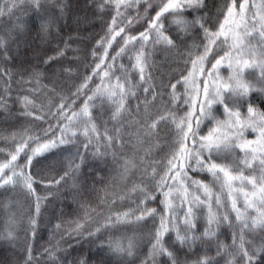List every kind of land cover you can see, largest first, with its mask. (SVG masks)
I'll return each mask as SVG.
<instances>
[{
  "label": "trees",
  "instance_id": "obj_1",
  "mask_svg": "<svg viewBox=\"0 0 264 264\" xmlns=\"http://www.w3.org/2000/svg\"><path fill=\"white\" fill-rule=\"evenodd\" d=\"M11 2L12 0H0V6H4L5 12L0 16V36L6 40V47L0 49V149H2L0 164L7 163L11 155L15 154L16 148L29 140V137L40 139L38 143H29L27 154L21 153L15 162L17 167L6 169L4 176L11 175L12 171H20L19 166L27 165L28 155H31L32 149L38 147V144L58 138L60 125L67 123L66 116L79 112L85 100L96 93L97 86H101L103 90L104 86L111 87L119 82L126 87L130 86L129 91L134 95L126 97L125 109L118 122L112 119L115 105L107 95L95 98L93 101L95 106L90 108V112L100 137L97 139L95 134L90 138L78 136L75 143L86 161L84 159L78 172L67 176L59 185H56L55 181L68 171L54 159L60 148L36 156L31 166L25 168L36 181L33 184L36 195L42 198L34 235L29 228V217L36 215L35 197L26 194L20 187L13 188L9 185L0 188V234L5 237L0 239V264H25L29 245L32 249V264H144L146 259L148 264H172L167 256H157L155 260L149 257L151 248L149 233H155L161 223L160 216L165 214L163 192L169 189L164 188L162 192L158 190L157 184L165 175L167 157L179 146L173 145L175 129L170 121L162 122L151 135L147 134L142 126L150 124L157 116L167 112H175L178 119L184 117L190 110L198 113L199 105L194 104V101L203 99L201 73L199 69L195 70V84L191 83L190 78V83L185 85L182 78L193 71L192 60L203 53V45L206 43L203 31L197 27L185 33L172 23L175 18L173 15L165 14L162 19L164 34L172 38L175 46L141 42L148 54V67L144 72L146 79L142 81L139 70L133 68L141 44H137L135 50H131L129 45V50L124 54L117 56L115 60L112 57L116 56L123 46L125 38L139 36L148 29L150 21L167 0L146 2L141 0L139 4L122 6L119 9V16L115 0L106 4L103 11L100 10L102 0H45L41 15L46 20L49 18L52 20L47 35L40 33L39 17L32 5L21 4L20 0H16L18 7L9 14L7 8ZM241 2L244 0H236L234 11H239ZM230 3L231 0H205V7L201 11L186 10L183 16L187 20L205 16V26L215 32L224 21ZM246 5L249 30H252V18L255 16L258 19L264 15V10L261 9L264 0H246ZM114 16H117L114 29L118 31L124 28L125 31L116 37L110 47L107 45V39L104 46H99L97 42L102 37H111L112 33L108 28L112 25ZM16 25H23V28ZM256 29L257 34L251 40L252 45H256L259 40V23L256 24ZM148 35L151 39L155 34L150 32ZM220 40L222 41L223 37ZM105 47L108 48L107 55ZM61 51L63 55H60ZM228 51L227 46L217 48L214 54H210L204 67L210 69L211 65ZM93 52L96 53L95 56ZM231 55L235 57L236 53L233 51ZM49 57L53 59L49 60ZM101 58L105 63L94 75L93 69L100 63ZM251 59L245 55L242 61ZM228 64L229 60L225 59L218 75L221 82L234 83L229 81L232 69ZM106 72L109 73L108 77H104ZM260 74V68L257 67L246 69L242 77L252 89L248 95L239 98L234 108L240 112L242 122L249 120L250 106L255 113H264V82L260 81ZM89 76L92 79L87 80V86L78 96L74 95ZM203 76L208 78L209 82L212 81L211 77H207V72L203 73ZM173 84H176L175 93L180 97L175 102L172 99ZM197 87L200 88L199 96L195 91ZM145 88L150 90L145 92ZM116 91L118 92V89ZM65 98L66 103L72 107L65 116H60L57 114V108L65 102ZM116 99L118 101L119 96ZM186 99L188 103H185ZM148 113L151 116L146 119ZM215 115L221 121L228 119L222 105L216 106ZM50 128L52 132L45 136V132ZM83 128L84 124L81 123L79 129L73 127L70 131L82 132ZM106 129L107 135L122 140L123 144L114 143L112 147H108ZM115 129H120L119 135ZM214 129H217V135L221 133L232 135L235 132V129L231 131L228 128L218 129L214 121H204L198 130V137L209 136ZM89 139L91 144L85 151L83 146ZM259 139V129L253 131L249 127L244 129L243 137L235 140V143L256 142ZM188 143L191 145V141ZM252 146L255 147V143ZM97 147L100 152L106 154L93 155ZM244 159L251 160V156L245 157V154L236 148L233 153L227 154L226 158L223 155L214 156L209 163L224 165L235 162L236 170L232 175L256 178L258 182L255 187L247 181L242 184L237 180L229 188L222 174L220 179L216 180L207 171L196 168L194 161L193 168L187 170L189 177L187 183L191 185L187 189L190 193L188 201L198 196L203 202L197 212L199 216L196 222L197 234L203 233L207 227L210 211L221 217L230 215L234 226L223 224L218 236L212 241L183 247L174 242L175 231L167 233L166 246L175 253L179 264H196L204 257H212L214 264H227L233 258L222 251L218 254L217 247L218 244L232 245L234 236L239 244L240 228L235 226L237 211L233 210V201L236 202V209L244 214L249 222L256 218L253 216V210L258 216L264 212V206L255 208L254 203L255 194L261 195L260 188L264 187V180L259 179L264 170L258 162L254 170L247 168L241 163ZM127 160H132L134 166H130L129 171L125 173L123 169ZM161 160L163 163L158 164L157 162ZM79 161L80 158L77 163ZM153 167L157 169L154 178ZM192 181L207 185V192L204 188L197 190ZM134 186L144 187L149 195L155 196L146 202V207L155 209L156 215L139 225L102 227L108 217L115 221L116 215L124 212L134 211L135 215L140 214L139 209L145 207L140 205L145 193L132 192ZM172 190L177 191L176 188ZM179 191L183 195V189ZM217 197L221 200L219 207L216 204ZM7 198L13 203L15 209L13 216L10 213L3 215ZM171 203L176 208L175 214L182 220L189 206L188 202L182 204L178 198L171 200ZM11 219L15 221L14 224H10ZM77 222L84 224L83 230L79 234L72 232L69 235V228H75ZM5 224L7 226L3 227ZM57 224H60L61 228L57 229ZM97 228L100 231H96ZM9 230L14 232V240L7 238ZM89 233L95 234L89 236ZM129 237L135 238V255L115 256L110 250L109 243L121 240L126 245ZM244 238L252 245L259 246L264 242V230L247 232ZM239 264H243V261H239ZM260 264H264V259Z\"/></svg>",
  "mask_w": 264,
  "mask_h": 264
},
{
  "label": "snow or ice",
  "instance_id": "obj_2",
  "mask_svg": "<svg viewBox=\"0 0 264 264\" xmlns=\"http://www.w3.org/2000/svg\"><path fill=\"white\" fill-rule=\"evenodd\" d=\"M45 0H20V3H28L33 6L36 15L39 17V31L43 35H47L52 26V20L44 19L41 15V8ZM141 0H115V7L117 8V16L120 15L119 9L123 7H129L132 3L139 4ZM146 2V0H145ZM113 3V0H102L100 4V10L106 4ZM151 6V5H150ZM246 0L239 3V11H234L236 8V0H231L227 8V13L225 14L224 21L221 22L219 29L215 32L209 30L205 26L206 18L205 16H196L192 20H187L183 16V12L186 10L201 11L205 7V0H167L163 3V6L159 11L156 12L155 16L149 23L148 29L145 32L139 34V36H128L124 39V44L120 50L113 56L112 59L115 60L117 56L124 54L129 50V45H131V50H135L137 44H144L151 42L153 45L164 44L168 47H174V42L172 38L165 35V27L162 23V19L165 14L173 15L175 18L172 23L175 24L181 31L188 33L190 30L196 29L197 27L203 31L204 39L206 43L203 45V53L192 60L193 71L189 72L188 76L183 77V82L185 85L190 83L195 84L196 76L195 70L199 69L201 73V79H203V99H197L194 104L199 105V111L194 112L190 110L185 114L184 117L177 118L175 112H167L163 115H159L156 119L152 120L150 124L143 125V129L149 135L155 132L158 126L165 121H170L171 125L175 129V139L173 140V145H178V148L167 157V164L165 165L166 172L161 178V181L157 184L158 190L163 192L164 188H168L169 191L163 192L165 200L162 201L165 205V214L160 216V225L156 229L155 233H149V239L151 242V248L149 257L155 260L157 256H167L172 264H179V260L176 258L175 253L166 246L165 237L166 234L175 231V243L183 246L196 245L198 242L212 241L219 234V229L223 224H228L230 227L234 226L230 215H224L223 217L209 212L207 218V227L204 229L203 233L197 234V221L199 216L197 212L203 202L200 197H193L192 200L188 201L187 189L191 187L188 184L189 177L187 176V170L193 168V161L195 167L199 168L201 171H207L210 173L214 179L219 180L221 174L225 179V183L231 188V185L239 180L242 184L247 181V183L252 184L253 187L256 186L258 182L256 178H246L243 175L234 176L232 172L236 170L234 167L235 162L231 164H217L215 162L209 163L213 160V157H220L223 155L225 158L227 154L233 153L236 148H239L245 157L251 156V160L244 159L241 161L247 168L255 169L257 162L262 170H264V113H255L254 109L250 106L248 109L249 120L247 122H242L240 119V112L234 110L239 102V98L248 95L251 91V87L247 85L242 77L246 69L260 68V81L264 82V15L253 17L251 21L252 30H249V21L246 16ZM18 4L16 0H12L11 4L8 6L7 11L10 14ZM261 9L264 10V5H261ZM63 9L61 8V11ZM147 11V10H146ZM4 6H0V16L4 15ZM117 16L113 17L112 25H109L108 31L112 33L110 38L102 37L100 41L97 42L99 46H104L105 39H107V45L110 47L112 42L117 36L125 31L124 28H120L116 31L113 25L116 24ZM131 22V21H129ZM259 23L258 36L259 40L256 45L251 44V40L257 34L256 24ZM18 28H23V25H16ZM154 33L155 35L150 39L148 33ZM223 37L221 41L220 38ZM231 41V43H229ZM144 44H141V50H139L135 56L136 64L133 68H136L141 73V80H145L144 72L146 67H148V54L144 48ZM227 46L229 48L228 52H225L224 56H221L211 65L210 69L204 67L205 62L209 59L210 54H214L217 48L221 46ZM6 47V40L3 36H0V49ZM197 50L199 47L197 46ZM105 55L108 54V48L104 49ZM235 52L236 56L233 57L231 52ZM60 55H63L61 51ZM96 53L93 52V56ZM251 57V61L243 60V56ZM191 57V54H190ZM53 59L49 57V60ZM131 59V58H130ZM228 59V67L232 69V75L229 77V81H234V83L221 82V78L218 73L221 68L222 62ZM242 61V62H241ZM49 61H45L48 63ZM105 63L104 59L101 58L100 63L96 64L93 69V74H97V70L101 68V65ZM111 69V66H109ZM66 71H70L67 70ZM207 72V77H211L212 81L203 76V73ZM109 73H105L104 77H108ZM92 77L86 78L85 84L81 85L74 95H79L87 86V80H91ZM179 83V81L177 82ZM130 86L126 87L125 84L117 82V84L111 87L104 86L101 90V86H97L96 93L93 96H89L84 103V106L79 110V112H73L71 116H66L67 123L60 125V136L54 138L45 143L38 144V147L32 149L31 155H28L27 165L19 166L20 171H12L11 175L4 176L3 173L6 169H15L17 165L15 162L21 153L27 154V147L29 143H38L40 137H29V140L25 141L24 144L16 148L15 154L11 155L10 160L7 163L0 164V188L11 185L13 188L20 187L29 196L35 197V210L36 215L29 217V228L32 234H35L37 227V216L40 214L42 198L36 195L33 184L36 181L31 176L30 172H26L25 168L31 166L33 159L36 156H41L46 152L53 149H59L63 145L75 144L79 135H83L86 138H90L93 134L99 139L100 134L97 130L95 123H93L94 117L90 112V108L94 107L93 101L97 96L107 95L108 99L115 105V112L112 115V119L119 121L125 109V99L130 93ZM118 89V92L116 91ZM176 84L172 85V99H180L175 93ZM150 89L145 88V92ZM188 89H186L187 91ZM197 96L200 94V88L195 89ZM119 96L117 101L116 97ZM65 102L60 104L57 108V114L60 116H65L66 113L71 109L72 105ZM27 102V101H26ZM75 103V101H73ZM185 103H188L187 99ZM217 105H222L225 115L228 117L226 121H221L216 118L215 109ZM151 114L148 113L146 116L150 118ZM257 117L259 121L257 122ZM42 118V117H38ZM194 120V124H193ZM204 121L215 122L220 128H228L230 131L235 129L234 134L229 135L227 133H221L217 135V129L212 130L209 136H199L198 130L200 125ZM84 124L82 132L70 131L71 128L76 127L79 129V124ZM252 128L253 131L259 129L260 139L256 142L245 141L244 143L237 144L235 140H239L243 137L245 128ZM117 135L120 133V129H115ZM52 132L50 128L45 132V136ZM105 138L108 143V147H112L114 143L123 144L122 140L115 139L113 136L107 135V129L105 130ZM191 141V145H189ZM255 143V147L252 145ZM91 144V139L89 142L84 144L85 151L89 148ZM2 151V149H0ZM207 153V156H205ZM106 153H102L97 147V150L93 153L95 156H102ZM80 157L79 163L76 161V157ZM84 154L80 152L79 147L77 151L70 155L68 161V171L60 177L59 180L55 181L56 185H59L62 180L72 173L78 172L81 165L84 163ZM162 164L163 160L157 162ZM134 166L132 160L125 161L123 171L127 173L129 167ZM157 169L153 167V178L156 174ZM260 180H264V173H262ZM192 184L197 186V190L201 187L207 192V185H202L200 182L192 181ZM173 188L177 191L173 192ZM180 189H183V195H181ZM140 191L145 193L144 199L140 201V205H145V207L140 208V214L135 215L134 211L124 212L118 214L115 217V221L111 217H108L106 223L102 225L104 228H108L116 225H139L141 222L145 221L147 218L154 217L156 215L155 209H149L146 207V202L149 199H154V195H149L146 188L140 186H134L132 192ZM261 192V204L264 205V187L260 188ZM49 195H55V193H49ZM247 195V193H245ZM181 199L183 204L185 201L188 202L187 211L184 217L181 218L177 216L176 208L172 205L171 200ZM216 204L219 207L221 200L219 197L216 198ZM139 207V206H138ZM210 207V206H209ZM233 210L237 211L236 215V225L240 228L239 244H237V239L234 236L233 243L230 246L218 244V254L219 252H224L232 256L233 258L227 262V264H239V261H243V264H260L261 260L264 259V242L259 246H254L250 241L245 240L244 236L247 232H254L257 229L264 230V212H261L256 218L249 219L240 213L236 209V202L233 201ZM134 217V218H133ZM14 220H10V224H14ZM179 225V226H178ZM56 228H61L60 224L56 225ZM84 228L83 223L77 222L75 228H69L68 234L76 232L79 234ZM96 231H100L99 228ZM95 233H89L88 235H94ZM4 235L0 234V239H4ZM7 238L10 240L15 239L14 232L9 230L7 232ZM110 249L121 256L127 255L128 257H133L135 255L136 241L134 237H129L128 242L125 245L121 240L109 243ZM32 249L31 245L28 246V255L25 260V264H32ZM144 264H148V260L144 261ZM196 264H214L212 257H204L196 262Z\"/></svg>",
  "mask_w": 264,
  "mask_h": 264
},
{
  "label": "rangeland",
  "instance_id": "obj_3",
  "mask_svg": "<svg viewBox=\"0 0 264 264\" xmlns=\"http://www.w3.org/2000/svg\"><path fill=\"white\" fill-rule=\"evenodd\" d=\"M76 151H77V145H76V143L75 144H70V145H63V147H61L56 152V155H55V158L54 159H55V161L57 163L62 164L68 170V161H69L70 155L72 153H75ZM79 158H80L79 156L76 157V161L77 162H78ZM85 161H86V159H85ZM119 168H120V166H119ZM115 171H117V170H115ZM255 196H256L254 198L255 208L256 207L259 208L261 206H264V205L261 204V195H260V193H256ZM14 210L15 209L13 207L12 201H10V199L7 198L5 200V207L3 209V215L4 214L7 215L8 213H10V215L13 216V211ZM252 213H253V216L254 217H257L258 216V213L255 210H253ZM5 222H9V221L8 220H5ZM5 226H7V225L6 224L3 225V227H5ZM118 255L119 254H115V256H118Z\"/></svg>",
  "mask_w": 264,
  "mask_h": 264
}]
</instances>
